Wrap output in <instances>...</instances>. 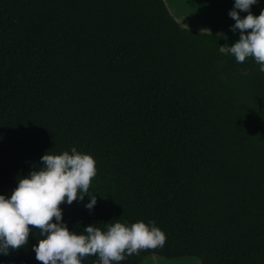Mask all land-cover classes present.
Masks as SVG:
<instances>
[{"label":"trees","instance_id":"obj_1","mask_svg":"<svg viewBox=\"0 0 264 264\" xmlns=\"http://www.w3.org/2000/svg\"><path fill=\"white\" fill-rule=\"evenodd\" d=\"M222 42L162 0H0V194L75 147L96 162L97 202L60 206L69 231L154 220L166 234L119 264H264V73ZM41 238L0 264H41Z\"/></svg>","mask_w":264,"mask_h":264},{"label":"clouds","instance_id":"obj_2","mask_svg":"<svg viewBox=\"0 0 264 264\" xmlns=\"http://www.w3.org/2000/svg\"><path fill=\"white\" fill-rule=\"evenodd\" d=\"M257 2L234 0L228 15L235 21L230 30L239 31V39L220 49L233 55L237 63L252 57L264 73V9L258 16L251 12V6ZM239 12L247 15L241 17ZM40 161L42 166H32L26 176H17L10 195L0 194V255L27 246L33 229L39 230L42 237L32 245L41 264H81L82 259L90 256L96 257V264H119L142 250L164 246L166 234L154 220L129 224L117 219L104 223V229L90 224L82 233L69 231L60 206L83 201L87 195L90 200L85 207L89 211L93 209L96 195L89 193V187L97 174L96 162L75 147L60 154H50L47 150Z\"/></svg>","mask_w":264,"mask_h":264},{"label":"crops","instance_id":"obj_3","mask_svg":"<svg viewBox=\"0 0 264 264\" xmlns=\"http://www.w3.org/2000/svg\"><path fill=\"white\" fill-rule=\"evenodd\" d=\"M169 14L177 25L197 33L214 34L221 36V47H229L239 39V31L232 32L230 26L235 21L229 17L228 11L233 8L234 0H162ZM264 9V0H258L251 6L253 15L258 16ZM239 11V10H237ZM241 17L247 15L239 12ZM222 34V35H219ZM139 264H196L193 261L181 260L165 262L157 257L149 256Z\"/></svg>","mask_w":264,"mask_h":264},{"label":"rangeland","instance_id":"obj_4","mask_svg":"<svg viewBox=\"0 0 264 264\" xmlns=\"http://www.w3.org/2000/svg\"><path fill=\"white\" fill-rule=\"evenodd\" d=\"M189 261H193L195 262L196 264H199L197 260H194V259H190Z\"/></svg>","mask_w":264,"mask_h":264}]
</instances>
